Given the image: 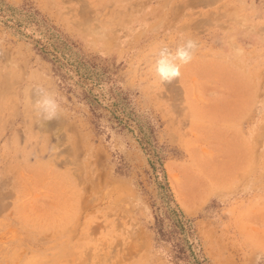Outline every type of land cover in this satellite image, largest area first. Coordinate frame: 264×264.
Listing matches in <instances>:
<instances>
[{"label": "rangeland", "instance_id": "1", "mask_svg": "<svg viewBox=\"0 0 264 264\" xmlns=\"http://www.w3.org/2000/svg\"><path fill=\"white\" fill-rule=\"evenodd\" d=\"M0 264H264V0H0Z\"/></svg>", "mask_w": 264, "mask_h": 264}, {"label": "clouds", "instance_id": "2", "mask_svg": "<svg viewBox=\"0 0 264 264\" xmlns=\"http://www.w3.org/2000/svg\"><path fill=\"white\" fill-rule=\"evenodd\" d=\"M195 47L194 43L188 41L177 47L175 53L164 51L155 62V72L161 80H169L179 76L180 67L192 59L191 49ZM56 103L49 96H43L37 102V108L46 113L49 117L55 114Z\"/></svg>", "mask_w": 264, "mask_h": 264}]
</instances>
